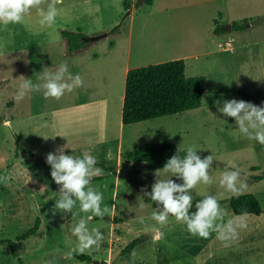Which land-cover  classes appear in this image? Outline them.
Here are the masks:
<instances>
[{
  "label": "rangeland",
  "instance_id": "1",
  "mask_svg": "<svg viewBox=\"0 0 264 264\" xmlns=\"http://www.w3.org/2000/svg\"><path fill=\"white\" fill-rule=\"evenodd\" d=\"M50 2L43 0L41 7L46 9ZM137 2L63 0L57 5L63 11L52 27L40 26L35 8L24 23L0 24V240L17 241L39 220L36 234L18 242L20 262L7 246L0 245V264H93L94 260L106 264H264V145L239 133L234 118L223 116L216 104L220 101L222 107L224 100L236 99L264 106V0ZM233 23L236 26L231 29ZM115 27L117 31L109 34ZM217 27L224 37L211 34ZM70 29L84 30L89 38L108 34L90 44L87 52L92 57L105 50L103 65L115 66L107 73L113 87L106 90V96L111 100L85 103L87 62L81 53L72 54L77 50L64 48L60 33ZM127 40L131 67L183 60L186 77H204L201 106L120 126L122 71L115 59L119 50L123 54ZM69 60L83 78L82 87L60 99H45L41 90L30 92L20 102L15 100L22 83L17 80L20 76L42 83L45 68L55 71ZM5 121L11 123L6 125ZM147 143H170L184 150L195 146L201 158L214 156L212 182L191 190L190 214L196 211L198 201L213 195L227 210V220L235 216L229 208L230 199L245 194L257 199L262 213L248 215L247 227L240 229L238 238L227 247L216 233L207 239L194 236L171 216L166 226L157 225L163 236L153 239L154 233L145 231L139 219L150 217L156 208L145 201L143 191L151 192L155 171L128 158ZM66 145L65 154L82 157L87 152L96 157V166L103 174L93 177L92 186L103 194L102 207L110 209V214L87 225L89 230L99 229L104 239L99 247L81 254L89 257L86 261L75 254L68 258L67 253L78 243L72 228L91 213L80 212L79 202L73 209L75 219L72 213L55 210L60 186L52 179L51 166L46 162L47 154ZM229 165H234L231 170L239 169L247 183V188L236 194L220 186ZM5 176L10 179L5 181ZM170 176L161 173L160 178ZM172 179L183 183L177 177ZM135 239L138 245L122 254Z\"/></svg>",
  "mask_w": 264,
  "mask_h": 264
},
{
  "label": "clouds",
  "instance_id": "2",
  "mask_svg": "<svg viewBox=\"0 0 264 264\" xmlns=\"http://www.w3.org/2000/svg\"><path fill=\"white\" fill-rule=\"evenodd\" d=\"M43 0H0V24L8 25L21 24L25 22V16L35 8L40 17L41 27H52L56 23V18L63 9L57 5L63 4V0H51L46 9L41 7ZM42 83H34L32 79H26L23 75L19 77V88L15 94L17 102L22 101L30 92L43 90L45 99H60L65 93H71L74 89L83 86L81 75H72L68 71L66 63H61L55 71L49 68L43 70L40 78ZM217 101L219 112L225 117L234 118L238 125V132L248 139L256 140L264 145V106H257L243 100H224L220 107ZM5 121V124H10ZM68 146L61 147L55 153H49L46 162L51 166V177L59 188V196L55 202V210L73 214V209L79 202V211L91 213L79 219L72 228L73 234L77 237L78 243L68 253L71 258L74 254H83L86 251L99 247L104 236L97 228L89 230L88 224L96 217H104L110 214L107 206L102 207L103 194L92 186L93 177L103 174V169L97 167L96 157L85 152L83 156L65 154ZM184 149L179 146L177 154L172 156L163 169H157L155 183L151 186V192L144 189V194L157 207L151 212L150 217H141L139 223L145 231L154 233L153 239H160L163 233L159 226H166L169 217H174L176 222H182L187 230L194 236L207 239L212 233H216V238L229 246V242L238 238L239 230L247 227L248 213L233 216L225 220L228 216L227 210L221 206L218 198L208 195L195 204L196 211L191 212L193 207L191 190L198 184H210L214 156L208 155L201 158L197 154L195 146L186 149V155L181 157L180 152ZM224 170L220 180V186L231 193H239L247 188V183L240 176V170H231L234 165H229ZM161 173L171 176L168 179H161ZM172 177L182 180V184L175 183ZM5 181L10 177H3ZM44 186L41 187V191ZM149 221L154 223H149ZM133 260L136 257L135 251L131 254Z\"/></svg>",
  "mask_w": 264,
  "mask_h": 264
},
{
  "label": "trees",
  "instance_id": "3",
  "mask_svg": "<svg viewBox=\"0 0 264 264\" xmlns=\"http://www.w3.org/2000/svg\"><path fill=\"white\" fill-rule=\"evenodd\" d=\"M152 3L153 0H145L143 4L152 5ZM234 26L236 24L233 23L231 29ZM116 31L117 27L113 28L109 34ZM60 33L69 52L83 48L90 42L89 37L80 32L61 30ZM222 33L223 30L218 27L213 31L214 35ZM204 91L205 78L202 76L186 77L183 60L130 69L125 78L121 123L123 126H129L198 109L202 104ZM177 150L178 147L170 143H147L136 148L128 155V158L137 164H147V170L151 172L163 169L166 162L177 154ZM179 154L181 157L185 156L186 150ZM145 201L157 207L149 198ZM229 208L235 216L244 212L252 216H259L262 213L259 202L251 194L232 197L229 201ZM38 226L39 220L36 219L34 226L18 236L17 241L0 240V245L7 246L12 257L20 262L16 253L18 242L35 235ZM138 243L139 240H132L122 254L130 253ZM75 256L82 261L89 260V257L85 255L75 254Z\"/></svg>",
  "mask_w": 264,
  "mask_h": 264
},
{
  "label": "crops",
  "instance_id": "4",
  "mask_svg": "<svg viewBox=\"0 0 264 264\" xmlns=\"http://www.w3.org/2000/svg\"><path fill=\"white\" fill-rule=\"evenodd\" d=\"M153 2H154V0H153ZM214 30H215V28L213 30H211V34L213 33ZM68 31H71V32H79L80 31V33H83L84 35H88V33L84 30L72 31L70 29ZM224 31L226 32V29H224ZM100 32H102V31H99V33ZM215 36L224 37L225 34L223 32L222 34H217ZM96 42L97 41H94V42L90 41L88 43V47L80 48L77 51H75L74 53H72L73 55L81 53L79 55L81 56V58H83L87 62L86 73L88 75V82H87V85L85 86V89L83 91V92H85V94H87V100L88 101L85 102L86 104H91V103L100 104L101 102H106L108 100H111V98H107V96H106V93H107L106 90L109 91V87L112 86V84H111L112 81L110 80L111 76H109L107 73L111 69L114 70L115 66L109 65V67H108L106 65H103L104 63L102 60L104 59L103 54H106L105 50H102V52H100V56L93 55L92 57H90L89 53L87 52L89 50H87V49H89V46H91L90 44H95ZM218 46L221 47V44ZM64 48L68 49L66 42H65ZM110 48H114V45H111ZM122 51H123V54H121L120 50H119L118 57L116 56L117 58L115 59L117 64L120 65L119 68H121V71H122V73H121V75H122L121 85L122 86H121V94L119 97V99H120V111H119L120 119H121L122 106H123L126 73L130 69L136 68L135 66L134 67L130 66L131 59H130V42H129V40L126 41V44H125L124 48H122ZM98 57H100V58H98ZM66 64L68 67H71L70 73L72 75H76L77 73L73 69L75 64L71 63L70 60ZM120 126H123L122 123L120 124Z\"/></svg>",
  "mask_w": 264,
  "mask_h": 264
},
{
  "label": "water",
  "instance_id": "5",
  "mask_svg": "<svg viewBox=\"0 0 264 264\" xmlns=\"http://www.w3.org/2000/svg\"><path fill=\"white\" fill-rule=\"evenodd\" d=\"M144 1L145 0H138V2H137V4L138 5H142L143 3H144ZM230 27H228V29H229ZM107 33L106 34H102V35H98V36H96V37H90L88 40H90L91 42H94V41H97V40H100V39H102V38H105V37H107ZM92 263L93 264H106V261H101V262H99V261H96V260H94V261H92Z\"/></svg>",
  "mask_w": 264,
  "mask_h": 264
},
{
  "label": "built area",
  "instance_id": "6",
  "mask_svg": "<svg viewBox=\"0 0 264 264\" xmlns=\"http://www.w3.org/2000/svg\"><path fill=\"white\" fill-rule=\"evenodd\" d=\"M227 49L231 48V45L229 43L226 44Z\"/></svg>",
  "mask_w": 264,
  "mask_h": 264
}]
</instances>
